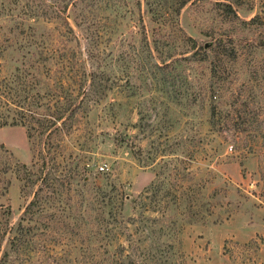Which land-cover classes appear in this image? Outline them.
I'll list each match as a JSON object with an SVG mask.
<instances>
[{
	"label": "rangeland",
	"instance_id": "rangeland-1",
	"mask_svg": "<svg viewBox=\"0 0 264 264\" xmlns=\"http://www.w3.org/2000/svg\"><path fill=\"white\" fill-rule=\"evenodd\" d=\"M55 1L0 0V91L50 45L94 82L65 134L0 126V264H157L142 215L161 261L264 264V0H74L73 37Z\"/></svg>",
	"mask_w": 264,
	"mask_h": 264
},
{
	"label": "trees",
	"instance_id": "trees-1",
	"mask_svg": "<svg viewBox=\"0 0 264 264\" xmlns=\"http://www.w3.org/2000/svg\"><path fill=\"white\" fill-rule=\"evenodd\" d=\"M186 1L187 0H179L175 9L184 5ZM73 3L74 0L55 1V16L58 18L61 27L59 31L62 34L69 33L72 37L75 36V32L67 20V8L69 4L73 5ZM218 3H220L226 14L233 13L235 15L230 2L220 1ZM69 9L73 12L72 7ZM43 12L45 13L46 10H43ZM80 14V9L77 10V12H73L72 20L75 24L82 21V16H79ZM26 53H28L29 57L38 53L39 57L41 56L40 58L43 60V62H41L43 66V78L39 80L36 77L37 81L35 82L39 86L42 83V86L39 87V91L36 89L34 94L31 92L28 93V90L34 88V86L31 85L33 84L31 80L34 79L36 72L27 71L28 68L26 66L22 70L18 66H15L13 73L7 78V82L3 84V89L0 91V126L22 125L25 127V134L28 139L35 133L50 137L51 134H65L69 132L73 126L72 121L74 116H76L79 108H82L85 96H87V90L90 84L94 82L93 78L91 77V82L89 81L85 88L86 77H88L85 74V69L78 72L72 71L70 64L72 62L71 60L74 59L76 62L75 50H73V48H70L69 52H66L63 47L50 45L42 47L39 52L26 50ZM78 60L80 61L79 58ZM38 72H41L40 69ZM27 76H30V79ZM214 107L215 106L212 105L209 110L211 117H213L216 112ZM0 148L6 151L2 143H0ZM47 152L52 153L54 150L47 147ZM36 188H39V186L37 185ZM149 189L150 188H145L146 191ZM152 190L151 195L147 196L149 199L155 194L157 195V188H152ZM166 192L167 191L161 192V197H166ZM33 195L34 197L27 202L23 211L30 209V207L34 205L38 207L40 202L36 190ZM147 202L149 201L142 200L139 205L143 208V206L147 205ZM187 208L190 209L191 212L193 211L190 204H187ZM160 209L161 214H165L168 210L169 212L176 211L173 208H168L165 204H161ZM106 211L107 215H110V208ZM142 216L146 222L142 224V228L139 229H147L143 237H150L152 231H155L157 234L155 236L156 238L151 239V242L146 248L143 247L146 250L145 253L150 249L154 250L151 252V256L154 258L152 262L157 264H164L165 262V264H187L183 252L176 244V240H172L173 238H170L171 240L166 243V247L170 249L169 254L166 255L168 260L161 261L160 257L164 255L155 254L158 251H162L160 250L161 242H159L157 237L163 234L164 228L166 227L167 231H175L176 226L171 228L174 225L173 219H170L172 221L169 225H167V223L166 225L159 224L157 228H153L152 225L158 223L156 217L149 215ZM148 218L151 219L148 220ZM123 221L127 222V220ZM113 222L114 226L116 220Z\"/></svg>",
	"mask_w": 264,
	"mask_h": 264
},
{
	"label": "built area",
	"instance_id": "built-area-1",
	"mask_svg": "<svg viewBox=\"0 0 264 264\" xmlns=\"http://www.w3.org/2000/svg\"><path fill=\"white\" fill-rule=\"evenodd\" d=\"M228 147H230V146H228ZM103 166H99V168H102Z\"/></svg>",
	"mask_w": 264,
	"mask_h": 264
}]
</instances>
